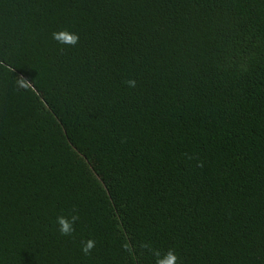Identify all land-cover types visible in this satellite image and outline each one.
Returning <instances> with one entry per match:
<instances>
[{
  "label": "trees",
  "instance_id": "obj_1",
  "mask_svg": "<svg viewBox=\"0 0 264 264\" xmlns=\"http://www.w3.org/2000/svg\"><path fill=\"white\" fill-rule=\"evenodd\" d=\"M169 249L264 264V0H0V264Z\"/></svg>",
  "mask_w": 264,
  "mask_h": 264
},
{
  "label": "clouds",
  "instance_id": "obj_2",
  "mask_svg": "<svg viewBox=\"0 0 264 264\" xmlns=\"http://www.w3.org/2000/svg\"><path fill=\"white\" fill-rule=\"evenodd\" d=\"M52 38L61 45H67L71 47H75L79 42V35L76 33H71L67 29L53 32ZM125 83L129 87L134 88L136 86L135 80H127L125 81ZM17 86L20 88H28L30 84L29 81H27L23 77H20L17 79ZM73 211L75 212V209H73ZM78 220V214H73L70 219L63 215L57 216L56 224L58 225L60 235L71 236L75 231L74 225ZM95 243L96 242L92 239L85 241L81 248L82 253L84 255H90L95 247ZM124 247L125 249H127L128 246L124 245ZM141 247L147 248L148 245L144 244L141 245ZM153 255L156 257L155 264H177L178 257L172 249H169L163 256H161V253L159 251L153 252Z\"/></svg>",
  "mask_w": 264,
  "mask_h": 264
}]
</instances>
